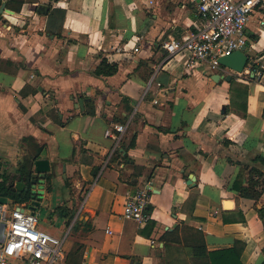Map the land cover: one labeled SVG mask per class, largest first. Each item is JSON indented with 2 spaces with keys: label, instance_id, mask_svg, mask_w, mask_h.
<instances>
[{
  "label": "crops",
  "instance_id": "crops-1",
  "mask_svg": "<svg viewBox=\"0 0 264 264\" xmlns=\"http://www.w3.org/2000/svg\"><path fill=\"white\" fill-rule=\"evenodd\" d=\"M261 21L264 9L245 29L249 80L231 74L248 88L242 118L229 82L211 79L221 73L166 59L165 42L201 28L188 0H0V181L36 179L35 213L54 233L40 229L68 233L60 264H211L224 251L264 262V166L252 162L264 158ZM102 61L116 71L97 75ZM38 159L50 166L42 184ZM142 187L143 226L122 218L125 193Z\"/></svg>",
  "mask_w": 264,
  "mask_h": 264
},
{
  "label": "built area",
  "instance_id": "built-area-1",
  "mask_svg": "<svg viewBox=\"0 0 264 264\" xmlns=\"http://www.w3.org/2000/svg\"><path fill=\"white\" fill-rule=\"evenodd\" d=\"M194 4L201 18V28L181 40L163 44L166 59L180 54L188 56L189 67H201L204 73L237 75L249 80V72L237 74L221 66L218 58L234 51L245 50V29L257 10L264 9V0H188ZM264 26V21L260 22ZM137 50V49H135ZM254 66L250 64V68ZM253 73V72H252ZM116 144L126 130V125H116ZM107 136H111L108 131ZM122 218L139 225L151 219L148 211L149 190L137 188L124 195ZM0 223L5 225V240L0 244V264H60L64 260V245L68 237H56L39 228V219L30 204L9 208L0 204Z\"/></svg>",
  "mask_w": 264,
  "mask_h": 264
},
{
  "label": "trees",
  "instance_id": "trees-1",
  "mask_svg": "<svg viewBox=\"0 0 264 264\" xmlns=\"http://www.w3.org/2000/svg\"><path fill=\"white\" fill-rule=\"evenodd\" d=\"M254 68V67H252ZM116 71V68L114 66H111L106 63V61H102L100 64V67L97 70V75L102 76H110ZM229 93H230V104L233 108H235L238 111L242 112V118H244L246 113V105H245V99L247 97V86L242 85L236 81V78H232L231 81H229ZM253 163L255 164H261L264 166V158L261 156H256L253 160ZM250 179L249 183L252 188H254L257 183L255 182V177L258 175H261L259 169H257L256 166H253L250 170ZM0 181V196L1 197H7L11 199L13 202L22 204V203H28L31 202L32 198L30 194L28 193H19V194H11L9 192V188L7 186V177L2 176ZM234 187L238 189L241 196L248 197L251 199L257 200L261 193L258 191H250L249 187H239V184H237V180L234 182ZM230 251H224V252H218V253H211V264H241L239 261V258L237 255L230 256ZM264 264V262L262 263Z\"/></svg>",
  "mask_w": 264,
  "mask_h": 264
},
{
  "label": "water",
  "instance_id": "water-1",
  "mask_svg": "<svg viewBox=\"0 0 264 264\" xmlns=\"http://www.w3.org/2000/svg\"><path fill=\"white\" fill-rule=\"evenodd\" d=\"M217 61L221 66L228 68L229 70L237 74L243 73L245 68L250 64L249 57L244 53V50L234 51L229 55L218 58ZM251 76H254V72L251 74ZM211 79L215 83H218L221 79H224L225 81L229 82L232 79V75L229 74L224 77L216 74L212 76ZM79 106L82 107V101L79 102ZM34 166H35L34 168L35 173L32 174V178H35L36 176H41L43 179L39 180V183L42 184V182H44V179L46 178V174L50 170L49 162L44 159H38L34 162ZM192 179L188 180V184L190 181H192ZM35 180L36 179H34L32 183L28 186L24 185L21 182L11 183L9 185V188L11 190L15 188L19 192H23V191L30 192L31 198L33 200L30 209L34 213L36 212L39 206V202L36 200L39 193L32 189L34 186L37 185V182ZM7 200L8 199L5 197H0V204H6ZM4 240H5V225L3 223H0V244H2Z\"/></svg>",
  "mask_w": 264,
  "mask_h": 264
},
{
  "label": "rangeland",
  "instance_id": "rangeland-1",
  "mask_svg": "<svg viewBox=\"0 0 264 264\" xmlns=\"http://www.w3.org/2000/svg\"><path fill=\"white\" fill-rule=\"evenodd\" d=\"M37 216L39 219V228H42V229H45L49 232L54 233V225L52 227V225L50 224V221L48 220L46 212L43 208L38 209ZM56 235H58V234H56Z\"/></svg>",
  "mask_w": 264,
  "mask_h": 264
}]
</instances>
